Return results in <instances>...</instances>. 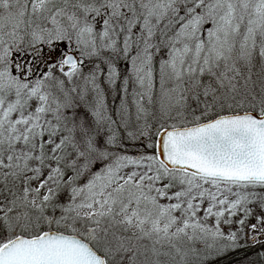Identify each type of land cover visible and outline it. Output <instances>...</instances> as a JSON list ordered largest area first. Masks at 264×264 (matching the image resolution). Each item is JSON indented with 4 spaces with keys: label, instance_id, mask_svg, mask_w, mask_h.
Listing matches in <instances>:
<instances>
[{
    "label": "snow or ice",
    "instance_id": "obj_1",
    "mask_svg": "<svg viewBox=\"0 0 264 264\" xmlns=\"http://www.w3.org/2000/svg\"><path fill=\"white\" fill-rule=\"evenodd\" d=\"M0 264H264V0H0Z\"/></svg>",
    "mask_w": 264,
    "mask_h": 264
},
{
    "label": "trees",
    "instance_id": "obj_2",
    "mask_svg": "<svg viewBox=\"0 0 264 264\" xmlns=\"http://www.w3.org/2000/svg\"><path fill=\"white\" fill-rule=\"evenodd\" d=\"M238 258H240V253H236V254L232 255V257H230L229 259L235 261Z\"/></svg>",
    "mask_w": 264,
    "mask_h": 264
},
{
    "label": "rangeland",
    "instance_id": "obj_3",
    "mask_svg": "<svg viewBox=\"0 0 264 264\" xmlns=\"http://www.w3.org/2000/svg\"><path fill=\"white\" fill-rule=\"evenodd\" d=\"M254 222V221H253ZM234 254H236V253H233L232 255H234Z\"/></svg>",
    "mask_w": 264,
    "mask_h": 264
}]
</instances>
